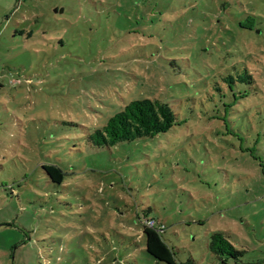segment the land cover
<instances>
[{
  "label": "rangeland",
  "instance_id": "obj_1",
  "mask_svg": "<svg viewBox=\"0 0 264 264\" xmlns=\"http://www.w3.org/2000/svg\"><path fill=\"white\" fill-rule=\"evenodd\" d=\"M143 99L177 124L94 144ZM147 217L177 264H264V0H0V264H156Z\"/></svg>",
  "mask_w": 264,
  "mask_h": 264
},
{
  "label": "trees",
  "instance_id": "obj_2",
  "mask_svg": "<svg viewBox=\"0 0 264 264\" xmlns=\"http://www.w3.org/2000/svg\"><path fill=\"white\" fill-rule=\"evenodd\" d=\"M253 76L245 70L237 77L224 78L227 84L246 83ZM231 88V86H230ZM241 97H244L242 94ZM177 124L172 107L160 100H135L109 119L106 126L99 129L93 138L98 147H115L123 142L154 138L165 134ZM52 183L64 185V173L55 166H43ZM167 227L159 218L147 217L143 221V235L146 241L145 252L156 264H177L176 252L165 240ZM209 249L217 257L234 256V247L222 233H215L209 243ZM188 264H195L193 259Z\"/></svg>",
  "mask_w": 264,
  "mask_h": 264
}]
</instances>
